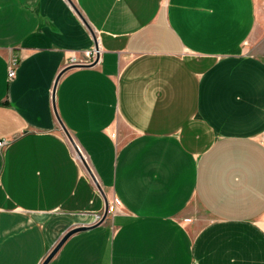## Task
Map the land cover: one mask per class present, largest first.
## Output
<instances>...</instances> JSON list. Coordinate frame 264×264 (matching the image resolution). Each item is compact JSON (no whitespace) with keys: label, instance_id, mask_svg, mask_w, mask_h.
I'll use <instances>...</instances> for the list:
<instances>
[{"label":"crops","instance_id":"obj_1","mask_svg":"<svg viewBox=\"0 0 264 264\" xmlns=\"http://www.w3.org/2000/svg\"><path fill=\"white\" fill-rule=\"evenodd\" d=\"M0 142V264H264V0H0Z\"/></svg>","mask_w":264,"mask_h":264},{"label":"built area","instance_id":"obj_2","mask_svg":"<svg viewBox=\"0 0 264 264\" xmlns=\"http://www.w3.org/2000/svg\"><path fill=\"white\" fill-rule=\"evenodd\" d=\"M85 57L79 58L77 55H72L67 63V66H75V65H89L93 64L97 60V48L93 51H85L84 52ZM17 59H13L10 65V71L9 76L10 78H14L16 75V65H17ZM4 144V142H0V145ZM80 156L83 157L80 149L76 148ZM97 221L102 219V215H97Z\"/></svg>","mask_w":264,"mask_h":264},{"label":"water","instance_id":"obj_3","mask_svg":"<svg viewBox=\"0 0 264 264\" xmlns=\"http://www.w3.org/2000/svg\"><path fill=\"white\" fill-rule=\"evenodd\" d=\"M97 62V60L93 63L95 64ZM90 65V64H89ZM75 66H84V65H75ZM55 98H56V91L54 90V93H53V100L55 101ZM69 138L71 139V141L74 143L75 147L77 148V145L75 144L72 136L70 135V133L68 132V130H66ZM83 158V157H82ZM84 159V158H83ZM85 164L87 165L88 169L90 170L92 176L95 178L93 172L91 171L89 165L87 164V162L84 160ZM100 190L102 191V193L104 194L105 196V193L103 191V189L101 187H99ZM108 209H109V204L107 203V207H106V211L102 217V219L97 223V224H100L101 222H103L107 215H108ZM95 224V225H97ZM88 227L87 226H82V227H76V228H73L71 230H69L68 232H66V234L61 238V240L58 242V244L55 246V248L49 253V255L46 257V259L44 260L43 264H47L51 259L52 257L56 254V252L58 251V249L62 246V244L66 241V239L73 233L77 232V231H80V230H84V229H87Z\"/></svg>","mask_w":264,"mask_h":264},{"label":"rangeland","instance_id":"obj_4","mask_svg":"<svg viewBox=\"0 0 264 264\" xmlns=\"http://www.w3.org/2000/svg\"><path fill=\"white\" fill-rule=\"evenodd\" d=\"M201 215L203 216L204 214L202 213Z\"/></svg>","mask_w":264,"mask_h":264}]
</instances>
